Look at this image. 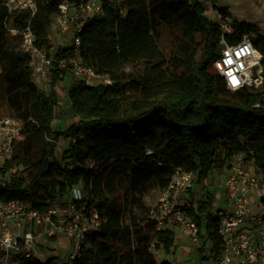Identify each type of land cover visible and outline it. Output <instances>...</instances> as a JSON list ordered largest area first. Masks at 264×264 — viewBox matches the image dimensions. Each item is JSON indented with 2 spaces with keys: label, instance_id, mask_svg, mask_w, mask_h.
<instances>
[{
  "label": "trees",
  "instance_id": "16d2710c",
  "mask_svg": "<svg viewBox=\"0 0 264 264\" xmlns=\"http://www.w3.org/2000/svg\"><path fill=\"white\" fill-rule=\"evenodd\" d=\"M37 1L38 12L31 16L9 13L0 0V77L8 93L24 102L18 117L22 131L0 167L3 177L13 170L22 174L0 179V200L17 199L48 212L79 185L83 195L73 196L72 203L91 219L96 212L97 218L66 264H171L160 262L155 250L169 253L175 233L168 227L158 229L152 213L136 214L135 189L152 179L163 190L177 168L204 182L210 172L230 167L239 154L264 172V86L232 91L215 69L223 32L206 14L205 4L217 8V0H101L103 12L83 19L78 48L82 62L109 82L72 84L70 112L78 120L65 130L54 129L58 85L69 71L60 68L59 61L72 56L76 45L59 48L50 91H42L20 37L10 33L31 23L39 44H48L63 0ZM218 10L231 16L225 7ZM232 25L230 43L246 33L258 34L254 43L264 67L262 29L237 18ZM163 28L175 33L170 55L160 45ZM137 64L139 68L127 70ZM62 138L70 139L63 163L56 155ZM213 198L207 192L198 205L192 199L184 209L218 259L224 238ZM18 258L21 264H58L57 255Z\"/></svg>",
  "mask_w": 264,
  "mask_h": 264
},
{
  "label": "built area",
  "instance_id": "2783aa9c",
  "mask_svg": "<svg viewBox=\"0 0 264 264\" xmlns=\"http://www.w3.org/2000/svg\"><path fill=\"white\" fill-rule=\"evenodd\" d=\"M5 4L9 13L23 11L35 16L38 12L37 0H5ZM102 12L101 0H80L78 3L63 0L58 6L53 21L59 26L64 39H69L70 32L74 33V37L69 39L67 44H62L63 46L50 42V37L47 45L39 44L31 23L21 30L10 29L11 35L20 37L21 50L31 57L36 81L46 78L55 68V55L60 47L75 44L73 55L62 58L59 67L69 69L77 76L78 81L86 84H94L98 78H105L109 82L107 77L98 74L93 67L82 62L78 48L81 43L79 33L84 22L82 16ZM216 14L215 20L219 23L223 34L220 39L221 55L213 63L215 69L232 91L242 88L259 89L264 83V67L263 55L254 43L258 34L246 33L239 41L230 43L227 36L235 34L232 18L219 10ZM261 33L264 41V31ZM22 128L21 120L0 117V161L4 162L10 158L15 137L21 133ZM193 176L192 172L177 168L168 187L162 190L159 210L153 212L152 217L157 221L158 229L164 228L167 220H176L190 232L192 239L198 244V224L184 206L178 203L179 196L191 184ZM224 186L229 206L227 209H219L217 213L220 218L219 232L224 238V248L218 258L219 264H264V172H258L253 163L246 162L243 154H239L228 167ZM72 192L75 198H81L83 195L79 185L74 186ZM259 205H263L260 210H258ZM72 206L75 207V204L73 203ZM80 211L83 213L82 210ZM55 213L53 207L48 212H42L29 202L17 199L0 200V247L4 251L3 264H21L18 258L20 254L30 257L36 256L37 253L34 250L37 239L34 232L27 231L15 236L10 228V222L14 223L16 229H20L23 222L53 224ZM96 218L95 212L93 222ZM54 229L51 233L55 231ZM69 229L70 234L76 238L78 249L84 233L89 228H80L79 224L75 223Z\"/></svg>",
  "mask_w": 264,
  "mask_h": 264
},
{
  "label": "rangeland",
  "instance_id": "374dc122",
  "mask_svg": "<svg viewBox=\"0 0 264 264\" xmlns=\"http://www.w3.org/2000/svg\"><path fill=\"white\" fill-rule=\"evenodd\" d=\"M217 8L213 4H205L206 14L211 19H216V11L218 7H225L231 14V18H237L240 21L249 22L255 24L258 27H264V0H217ZM87 16H82L86 18ZM263 32V31H262ZM50 42H56L57 44H67L69 39L74 37V33L68 34L69 39H64L59 26L52 22L50 31ZM54 40V41H53ZM175 33L169 28H163L162 38L160 41L161 47L164 49L167 55H170L175 45ZM137 65L127 66V70H134L139 68ZM51 73L40 81H34L38 87L48 93L50 91ZM34 76V75H33ZM78 81L77 76L68 71L63 80L59 82L58 94L60 98V104L57 108V117L52 122L54 129L65 130L70 124L78 120L70 112V99L68 95L69 87ZM105 78H98L94 81V84L105 83ZM263 85L260 89H263ZM24 107V102L13 95H10L7 90V85L0 77V117H13L18 119L21 108ZM70 145V139L62 138L57 143L56 155L58 159L62 161V154L65 149ZM4 162L0 161V167ZM228 167L223 172L214 170L210 172L204 182H196L193 178V189L189 186L183 194L178 198V203L182 206H189L190 201L193 199L195 205H198L200 200L203 199L207 192H211L214 195L213 198V211L219 213V209H227V195L225 193V179L227 176ZM20 170L10 171L5 177L0 174V179L9 181L11 179L18 178L22 173ZM135 202L133 209L138 216H145L159 210V204L161 202L162 190L155 184L152 179H144L143 182L134 191ZM73 192L70 191L64 199L60 200L53 208L56 213L53 218V224L42 222L36 224L32 222H23L20 229L13 222H10V228L15 236L22 235L23 232L33 231L37 236L35 244L36 256L41 259H45L52 255L58 256V264H66L70 257L77 253V241L74 235L70 234L68 229L75 223L79 224L80 228H92L93 220L88 216L81 213L76 206H72ZM263 205H259L260 210ZM257 211V209H256ZM165 227L172 229L175 233V245L171 248V251L167 253L164 248L155 250L158 260H169L172 264H219L218 259H215L212 255V246L210 240L207 237L203 239L199 238L198 244L192 239L190 232L179 222L173 219H169L164 224ZM55 228L54 232L51 230ZM70 230V229H69ZM203 247L202 251L199 250ZM33 250L32 247H30ZM4 251L0 247V264H3ZM208 256L205 258L204 256Z\"/></svg>",
  "mask_w": 264,
  "mask_h": 264
},
{
  "label": "crops",
  "instance_id": "0c3cea01",
  "mask_svg": "<svg viewBox=\"0 0 264 264\" xmlns=\"http://www.w3.org/2000/svg\"><path fill=\"white\" fill-rule=\"evenodd\" d=\"M230 17H231V16H230ZM259 27L262 29V31H264V27H261V26H259ZM60 45H61V44H60ZM75 82H76V81H75ZM75 82H74V83H75ZM74 83H73V84H74ZM168 261H169V260H168ZM169 262H170V261H169ZM170 263H171V262H170ZM171 264H172V263H171Z\"/></svg>",
  "mask_w": 264,
  "mask_h": 264
}]
</instances>
